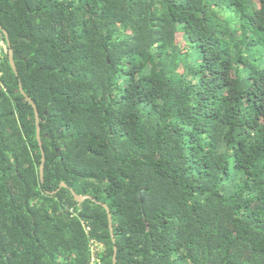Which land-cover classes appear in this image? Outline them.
<instances>
[{
  "label": "trees",
  "instance_id": "1",
  "mask_svg": "<svg viewBox=\"0 0 264 264\" xmlns=\"http://www.w3.org/2000/svg\"><path fill=\"white\" fill-rule=\"evenodd\" d=\"M0 24V264H264V0H0Z\"/></svg>",
  "mask_w": 264,
  "mask_h": 264
},
{
  "label": "water",
  "instance_id": "2",
  "mask_svg": "<svg viewBox=\"0 0 264 264\" xmlns=\"http://www.w3.org/2000/svg\"><path fill=\"white\" fill-rule=\"evenodd\" d=\"M0 31L3 33V36H4V38L6 40V43H7V46L9 48V51H8L9 62H10L11 67L13 68V70H14L16 76H17L18 75V71H17V67H16V64H15V61H14L13 49H12V46H11V41H10V38H9V34H8L7 30L2 27L1 24H0ZM19 88H20L21 93L30 102V104L32 105V107L34 109L35 122H36V131H37V140H38V143H39V146H40V149H41V155H42L39 174H40L41 182L43 183L44 182L45 152L43 150V146H42V142H41L39 111H38L37 106L35 105L34 101L24 92L21 83L19 85ZM61 187H66V185L64 183H61V186L56 191L49 192V193L50 194H55L56 192H58L60 190ZM71 192H72V195L74 196L75 201L78 202V203H83L86 200H91L93 202L101 204L106 209L107 216H108V221H109L110 232H111V235H112V238H113V242L115 244L116 240H115L113 226H112V213H111L109 207L106 204L97 201L96 199H94L90 195H79L74 190H71ZM87 264H90V263H87ZM112 264H117V246L116 245H114V254H113Z\"/></svg>",
  "mask_w": 264,
  "mask_h": 264
},
{
  "label": "built area",
  "instance_id": "3",
  "mask_svg": "<svg viewBox=\"0 0 264 264\" xmlns=\"http://www.w3.org/2000/svg\"><path fill=\"white\" fill-rule=\"evenodd\" d=\"M8 51L7 45L4 41V38L0 35V75H1V63H2V57L4 54H6Z\"/></svg>",
  "mask_w": 264,
  "mask_h": 264
}]
</instances>
